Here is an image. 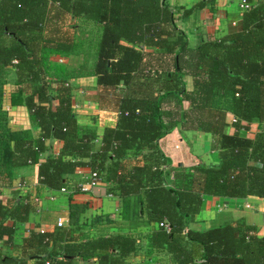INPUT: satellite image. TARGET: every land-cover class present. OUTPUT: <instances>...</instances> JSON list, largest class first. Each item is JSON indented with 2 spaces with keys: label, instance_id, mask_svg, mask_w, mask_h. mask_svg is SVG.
I'll return each mask as SVG.
<instances>
[{
  "label": "trees",
  "instance_id": "1",
  "mask_svg": "<svg viewBox=\"0 0 264 264\" xmlns=\"http://www.w3.org/2000/svg\"><path fill=\"white\" fill-rule=\"evenodd\" d=\"M71 55L84 57L77 69L59 60ZM0 66L14 77L12 102L26 105L40 129L35 136L0 124V160L10 177L17 167L39 163L41 185L59 190L80 167H90L158 224L152 245L171 256L159 264H264V236L254 226L238 220L190 227L204 195L264 199V129L240 134L244 122L264 123V0L244 12L242 30L202 38L196 47L167 0H0ZM84 73L97 76L101 105L118 114L100 148L96 128L80 124L74 112L70 79ZM229 114L234 133L226 131ZM176 128L211 133L220 162L180 166L170 183L171 161L159 143ZM49 139L63 149L40 161ZM85 210L71 203L67 226L32 229L18 245L17 223L29 220L34 199L0 198V264H123L137 238L90 236Z\"/></svg>",
  "mask_w": 264,
  "mask_h": 264
},
{
  "label": "crops",
  "instance_id": "2",
  "mask_svg": "<svg viewBox=\"0 0 264 264\" xmlns=\"http://www.w3.org/2000/svg\"><path fill=\"white\" fill-rule=\"evenodd\" d=\"M167 1L176 13L177 25L185 31L192 47H196L202 38L217 39L242 30L244 12L251 5L260 2V0L252 2L213 0L208 2L204 8L188 10L202 0ZM59 60L67 63L71 68L72 65L80 66L84 62V57L71 55L61 57ZM185 80L191 88L192 77L187 76ZM70 83L73 87L74 112L77 119L80 124L96 128L95 147L100 148L105 128L116 126L118 114L101 105L95 74L84 73L71 78ZM2 107L3 117L0 119L2 128L31 130L35 136H38L40 129L32 126L26 105L14 104L11 94H8L4 97ZM232 120L233 115L229 114V125L226 128L228 133L236 131ZM244 123L246 127L240 130V134L244 137H254L258 131L264 129V123L258 121ZM213 143V135L209 132L182 131L178 128L160 139L159 145L171 161L170 183L173 182L174 172L180 166L187 167L201 162L219 163L220 152L214 148ZM47 146V150L40 155V161L50 154H59L63 149V142L59 139H49ZM130 157L134 159L133 154ZM0 166L2 167L1 173H3L0 175V198L7 202L19 194H28L35 203V211L29 220L17 223L16 244L21 245L32 229L54 231L60 218L67 226L70 223L68 217L70 205L76 203L86 205L81 219L85 222V230L90 236L121 233L137 238V250L127 256L123 264H139L147 261L159 264L171 261L170 253L160 252L152 245V232L158 224L148 221L147 216L142 212V207L135 199L123 198L118 195L117 191L112 190L113 183L107 180L106 175H102L101 183L90 192H81L79 189L69 190L73 185L83 182L85 176L92 171L90 167H80L74 175L69 177L68 191H60V189L52 190L41 185L39 163L15 168L12 177L5 171L2 160H0ZM247 202H250L253 207L246 208ZM238 220L254 226L257 233L264 236V199L253 195L243 199L204 195L201 210L191 222L190 227L196 230H206L227 223H235ZM2 246H4L3 241L0 242V247ZM33 263L32 260L31 264ZM79 264H94V262L80 261Z\"/></svg>",
  "mask_w": 264,
  "mask_h": 264
},
{
  "label": "built area",
  "instance_id": "3",
  "mask_svg": "<svg viewBox=\"0 0 264 264\" xmlns=\"http://www.w3.org/2000/svg\"><path fill=\"white\" fill-rule=\"evenodd\" d=\"M234 120H236V119H234ZM101 181H102V175H100L97 171H93L92 170L89 173V175L85 176V180L83 182L78 183L76 185H73L72 188L69 189V190H73V189L77 190V189H79L81 192H90V191H92V189H94L95 187H97L101 183ZM60 191H68V188L67 187H62L60 189ZM245 207L246 208H252L253 205L250 202H247L245 204ZM57 224L59 226L64 225L63 219L60 218L58 220ZM160 225L166 227L167 230H170L171 229L169 223L161 222ZM42 231L44 232L45 230L42 229ZM47 264H50V263H47ZM139 264H157V263H154L152 261H147V262H142V263H139Z\"/></svg>",
  "mask_w": 264,
  "mask_h": 264
},
{
  "label": "rangeland",
  "instance_id": "4",
  "mask_svg": "<svg viewBox=\"0 0 264 264\" xmlns=\"http://www.w3.org/2000/svg\"><path fill=\"white\" fill-rule=\"evenodd\" d=\"M78 67H79V65L78 66H76V65L71 66L72 69H77ZM13 79H14V77L11 74L5 75L4 68L2 66H0V91L4 92L2 99L0 98V119H2V117H3L2 102L4 101V97L8 94H12V90L14 87ZM0 156H1V154H0ZM0 175H3V173L0 172Z\"/></svg>",
  "mask_w": 264,
  "mask_h": 264
}]
</instances>
